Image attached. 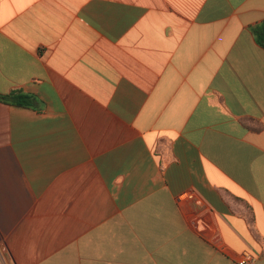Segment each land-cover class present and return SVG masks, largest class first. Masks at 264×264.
<instances>
[{"label": "crops", "instance_id": "crops-1", "mask_svg": "<svg viewBox=\"0 0 264 264\" xmlns=\"http://www.w3.org/2000/svg\"><path fill=\"white\" fill-rule=\"evenodd\" d=\"M264 0H0V264H264Z\"/></svg>", "mask_w": 264, "mask_h": 264}, {"label": "trees", "instance_id": "trees-1", "mask_svg": "<svg viewBox=\"0 0 264 264\" xmlns=\"http://www.w3.org/2000/svg\"><path fill=\"white\" fill-rule=\"evenodd\" d=\"M252 30L259 43L264 46V22L252 27ZM0 102L19 107L33 108L37 99L35 96L25 93L22 90H15L9 94H0Z\"/></svg>", "mask_w": 264, "mask_h": 264}, {"label": "built area", "instance_id": "built-area-1", "mask_svg": "<svg viewBox=\"0 0 264 264\" xmlns=\"http://www.w3.org/2000/svg\"><path fill=\"white\" fill-rule=\"evenodd\" d=\"M257 260V257L249 252H245L239 259V264H253Z\"/></svg>", "mask_w": 264, "mask_h": 264}]
</instances>
